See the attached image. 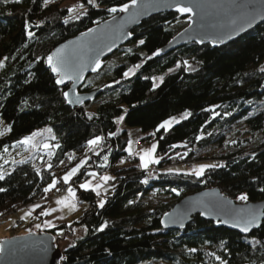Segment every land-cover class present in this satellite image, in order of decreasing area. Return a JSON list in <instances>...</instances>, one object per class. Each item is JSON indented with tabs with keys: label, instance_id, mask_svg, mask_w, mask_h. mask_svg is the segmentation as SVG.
Listing matches in <instances>:
<instances>
[{
	"label": "trees",
	"instance_id": "trees-1",
	"mask_svg": "<svg viewBox=\"0 0 264 264\" xmlns=\"http://www.w3.org/2000/svg\"><path fill=\"white\" fill-rule=\"evenodd\" d=\"M131 1L0 0V222L28 206H35L33 219L44 220L49 200L62 190V173L86 155L71 181L77 202L87 207L73 224L42 229L56 244L72 239L60 249V264H264V219L248 235L199 214L183 229L160 221L182 197L204 188L218 187L235 202L264 201V22L229 44L189 42L160 55L189 17L177 9L155 14L85 79L79 91H97L96 97L78 110L70 107L67 86L57 84L48 67L49 53ZM120 118L141 130L137 146L156 141L151 171L128 158L127 130L115 133ZM41 128L56 142L44 165L20 149ZM191 161L214 167L197 175L186 166ZM90 169L96 178L110 172L103 208L101 193L78 186ZM151 190L176 200L146 206L139 195Z\"/></svg>",
	"mask_w": 264,
	"mask_h": 264
},
{
	"label": "water",
	"instance_id": "water-1",
	"mask_svg": "<svg viewBox=\"0 0 264 264\" xmlns=\"http://www.w3.org/2000/svg\"><path fill=\"white\" fill-rule=\"evenodd\" d=\"M178 7H191L189 23L160 49V55L189 42L216 46L229 44L264 22V0H136L135 4L131 1L127 11L118 10L109 19L60 43L49 53L53 56L60 49V58L67 64L68 74L63 75L62 67L64 83L59 84L67 86V104L78 110L82 104L96 97L97 91L81 92L80 87L91 73L99 69L102 60L129 42L132 28L155 14ZM53 62H56V57ZM48 67L57 79L61 78L52 72L49 64ZM248 212H255L260 218L258 223L249 227V231L244 232L243 218ZM195 214L218 221L241 235H248L258 229L264 219V201L235 202L218 187L204 188L176 202L162 216L161 225L168 229H183ZM61 257L62 252L54 237L44 231L13 236L0 242V264H60Z\"/></svg>",
	"mask_w": 264,
	"mask_h": 264
},
{
	"label": "rangeland",
	"instance_id": "rangeland-1",
	"mask_svg": "<svg viewBox=\"0 0 264 264\" xmlns=\"http://www.w3.org/2000/svg\"><path fill=\"white\" fill-rule=\"evenodd\" d=\"M187 15H189V14H187ZM102 62H103V60H102ZM102 62H100V66L102 65ZM188 66H192V65L188 64ZM132 72H133V69L129 70L127 73L131 74ZM161 78H162L161 76H157L154 79V82L158 83L161 80ZM185 116H186V114H183L180 118H183ZM168 121H170L172 123L171 120H168ZM174 121H175V119H174ZM116 127H117V129H116L115 133H119L123 129L127 130L129 138H128V142L126 145V150L130 154V156H128V158H131V157L132 158H134V157L139 158L140 167L144 168V169L150 168L151 164L156 163V161L158 160V157H156V154H155L156 153V147H157L155 140H152L148 143H143L141 146H137V145H139L138 140L143 136L142 132L139 128L125 127L123 125L121 118L116 120ZM25 140H27L28 143H24ZM45 145H47V147ZM153 145L156 146L154 151H152ZM55 148H56L55 138L53 136L52 131L49 128L38 129V130L32 132L30 135H28L25 139H23L20 142V149L22 150V152L25 155H27L30 159H32L34 163H37L40 165L46 164V162L48 161L50 155L53 153ZM146 152H150L151 155L146 157V159L148 160V164H147V167H144V162L141 161L140 157L145 156ZM82 161L84 163H81ZM86 161H87V156L85 155L80 160H78L74 164L70 165L66 169V171L64 173H62L60 179L63 181V184L67 185V187L65 189H62L58 194H56V196L51 198L48 202L47 212L49 210V207H51L49 212L52 213V209L55 212L54 207H55V204H57L56 201L64 199L65 197H68V201H67L66 205L57 204L59 211L61 213L60 215H62V217H60V215L51 216V214H50V215H45L44 220H42V219L36 220V219H33V213H32L34 211L33 208H31L29 206L19 208L17 211L8 214L7 216H5L1 220V222H0V242L4 239L12 238L13 236H20V235H24L27 233H34V232L35 233L42 232V229H43L42 225H45V223H46L45 219L46 218H51V219H53V222H56L58 224L60 222H62V220L68 222L69 224L75 223L77 221L80 213L87 207V204L77 202L76 192L73 189L72 181H71L73 179V176L66 183L64 182L63 177L72 168H76L78 165L80 166L78 169V171H79L80 168L85 165ZM201 165H208V162L202 161V162L196 163L195 161H193V162L191 161L189 163H186V166L188 167V169L191 172H192V170H195L196 174L199 171ZM170 169L171 170H181V169H183V167L181 165V166L172 167ZM89 174H90L89 177L78 182V186L80 187V185H82V184L89 183L91 185V188L96 191V187L94 188L95 180L93 179L94 174H93L92 169L89 170ZM107 174H110V172L106 171V173L100 174L98 178L101 177L104 179V177H106ZM69 189H72L75 192L74 198L69 196V192H68ZM109 189H110L109 187L100 189L101 195L99 196V202L104 200V196L107 194ZM54 198H56V199H54ZM139 199L142 200L146 204V206H149V207L160 205L161 203H168L169 204V203H172V201L176 200V199H174V197H172V195L164 194L162 192L160 193L159 190H151L150 193L145 194V195L140 194ZM71 204H75L74 209H72L70 207ZM59 217L62 218V220H59ZM19 221H22V225L16 226V224ZM36 225H40V227H37ZM74 229L77 231L76 232L77 235H82V233L84 231L78 225H75ZM71 241H72V239L69 236L66 238L61 237L57 240V244L56 243L55 244L61 249V247L67 246Z\"/></svg>",
	"mask_w": 264,
	"mask_h": 264
},
{
	"label": "snow or ice",
	"instance_id": "snow-or-ice-1",
	"mask_svg": "<svg viewBox=\"0 0 264 264\" xmlns=\"http://www.w3.org/2000/svg\"><path fill=\"white\" fill-rule=\"evenodd\" d=\"M88 3H89V4H94V0H88ZM132 3L135 4V3H136V0H132ZM80 6L83 7V5H80ZM127 8H128V5H124V6L120 9V11H127ZM69 11H74V9H69ZM109 11H110V12H116L117 9H116V8H111V9H109ZM177 11H179V12H181V13H185V12H191L192 9H191V7H178V8H177ZM90 31H91V30H90ZM140 43L143 44L144 41L141 40ZM60 52H61V50L58 49L57 52L53 54V56H49V57H48V64L51 66V70H52V72L57 73L58 76H61L62 67H63V69H64L63 75L66 76V75L68 74V73H67V64H66V62H65L63 59L60 58ZM54 57H56V62H55V63L53 62V61H54ZM58 65H60V66L58 67ZM98 66H99V62L97 61V67H98ZM94 70H95V69H94ZM124 75L127 76V75H129V73H125ZM56 83H57V84H62V83H64V79H63V77L61 76L60 79H57ZM64 96H65V98H67V97H68V93L65 92V93H64ZM69 102H71V101H69ZM170 123H171L170 121H165L160 127H162V128H167V127L170 125ZM98 141H99V138L94 139V140H91V141H89V143H90V144H96V143H98ZM24 143H28V141L25 140ZM45 146L47 147V145H45ZM155 147H156V146L153 145L152 151L155 150ZM150 155H151L150 152H146L145 156H141V157H140L141 161L144 162V167H147L148 160L146 159V157H147V156H150ZM156 162H158V161H156ZM81 163H84V162L82 161ZM79 167H80V166L78 165L76 168H72V169H71V170H70V171H69V172L63 177V180H64L65 183H66V182H67L72 176H74V175L76 174V172L78 171ZM206 167H214V165H201L199 171L197 172V175H201V174L203 173L204 168H206ZM0 179H3V176H0ZM104 179L107 180V179H109V177H104ZM55 184H56V181H53V183H52L51 185H49V187L45 188L44 191H45V192H48L51 188L55 187ZM80 187L83 188V189H85V190H88V189L91 187V185H90L89 183H85V184L80 185ZM97 187H99V185H97ZM57 190H58V189H57ZM0 191H5V190L2 189V188H0ZM68 192H69V196H70V197H73V198L75 197V192H74L72 189H69ZM97 195H99V193H97ZM239 199L242 200V201H247L248 196H247V195H241V196L239 197ZM67 201H68V197H65L64 199L57 200L56 203H57V204H61V205H66ZM70 207H71L72 209H74V208H75V204H71ZM99 207H101V208L104 207V201H101V202H100ZM241 212H244V210H241ZM43 214L47 215L48 213H43ZM259 218H260V217H259V214L255 213V212H248V213L246 214V217L243 218V219H244V226H243V228H242V231H244V232L249 231V227H250L251 225H253V224L258 223ZM46 225H47V226H51L50 224H47V222H46ZM36 226H37V227H40V225H36ZM105 226H106V225H105ZM100 230L102 231L103 228H101Z\"/></svg>",
	"mask_w": 264,
	"mask_h": 264
},
{
	"label": "crops",
	"instance_id": "crops-1",
	"mask_svg": "<svg viewBox=\"0 0 264 264\" xmlns=\"http://www.w3.org/2000/svg\"><path fill=\"white\" fill-rule=\"evenodd\" d=\"M106 177H109L110 178L111 175L110 174H107ZM93 179L95 180V182H94V188L96 187V191L94 190V192L101 193V191H100L101 188H107L106 185H105V183H107L108 179L105 180V179H103L101 177L100 178L93 177ZM97 185H99V187H97ZM54 199H56V198H54ZM34 207H31V208H34ZM50 209H51V207H49V210ZM54 209H55V212L52 209V213H50L49 210H48V212H47L48 214L47 215H50L51 214V216H56V215H60L61 214L60 211H59V208H58V205L57 204H55ZM60 217H62V215H60ZM60 217H59V220H62V218H60ZM45 220H46L47 224H50L51 226H47L46 223H45V225H42L43 229L50 228V227L58 224L56 222H53V219H51V218H46ZM62 221H64V220H62Z\"/></svg>",
	"mask_w": 264,
	"mask_h": 264
},
{
	"label": "built area",
	"instance_id": "built-area-1",
	"mask_svg": "<svg viewBox=\"0 0 264 264\" xmlns=\"http://www.w3.org/2000/svg\"><path fill=\"white\" fill-rule=\"evenodd\" d=\"M149 171H151V169ZM60 186H61L62 189H65L66 188V185H64L63 182H61V185ZM18 224H19V222H18Z\"/></svg>",
	"mask_w": 264,
	"mask_h": 264
}]
</instances>
